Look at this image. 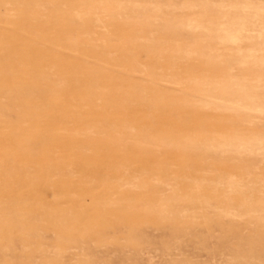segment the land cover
<instances>
[{"label": "rangeland", "instance_id": "1", "mask_svg": "<svg viewBox=\"0 0 264 264\" xmlns=\"http://www.w3.org/2000/svg\"><path fill=\"white\" fill-rule=\"evenodd\" d=\"M262 4L0 0V264H264Z\"/></svg>", "mask_w": 264, "mask_h": 264}, {"label": "bare ground", "instance_id": "2", "mask_svg": "<svg viewBox=\"0 0 264 264\" xmlns=\"http://www.w3.org/2000/svg\"><path fill=\"white\" fill-rule=\"evenodd\" d=\"M200 1V0H199ZM238 1V0H237ZM221 2V1H220ZM221 4H222V2H221ZM223 4H225V3H223ZM249 4V3H248ZM254 4V3H253ZM260 6H261V3L259 4ZM214 6V5H213ZM217 6V5H216ZM248 6V5H247ZM252 7H254L253 5H251ZM262 6H263V4H262ZM232 7V6H231ZM243 7H244V5H243ZM249 9H250V4H249ZM256 7V6H255ZM264 7V6H263ZM242 8V7H241ZM146 9V8H145ZM238 9V8H237ZM245 9V8H244ZM244 9H241L242 10V13H243V10ZM248 8H246V10H248V12L249 11H252L251 9L249 10ZM252 9H254V10H256L255 8H252ZM191 10H193V9H191ZM233 10V9H232ZM239 10V9H238ZM238 10H236V11H238ZM263 10V11H262ZM262 12H264V9L262 8ZM141 12V11H140ZM160 12V11H159ZM244 12H245V10H244ZM247 12V13H248ZM252 12H254V11H252ZM239 13H241V12H239ZM259 13H261V12H259ZM258 13V14H259ZM246 14V13H245ZM244 14V15H245ZM263 14V13H262ZM241 15H243V14H241ZM245 16H249V15H245ZM251 16H252V14H251ZM251 16H249V17H251ZM263 16H264V14H263ZM253 17H255V16H253ZM240 18V17H239ZM239 18L237 19V20H239ZM247 18V17H246ZM257 18V17H256ZM189 19V18H188ZM248 19V18H247ZM258 19V18H257ZM241 20V19H240ZM244 20V19H243ZM187 21V20H186ZM253 21H255V19H253ZM258 21H259V19H258ZM190 22H192V20L190 21ZM194 22V21H193ZM192 22V23H193ZM221 22V21H220ZM244 22V21H243ZM256 23H257V21H255ZM192 23H191V25H192ZM245 23V22H244ZM244 23L242 24V25H244ZM259 23V22H258ZM99 24V23H98ZM187 24V23H186ZM234 24H236V23H234ZM233 24V25H234ZM248 24V23H247ZM194 25V24H193ZM256 25V24H255ZM262 25V24H261ZM187 27H188V25H186ZM185 26V27H186ZM231 27V26H230ZM242 27V26H241ZM201 28V27H200ZM207 28V27H206ZM235 28H237V26L235 27ZM240 28V27H239ZM232 29H233V27H232ZM246 28L244 27V30H245ZM262 29H264L263 27H262ZM197 30V29H196ZM206 30V29H205ZM242 31V30H241ZM263 32H264V30H262ZM209 31H207V33H208ZM225 32V31H224ZM196 33V32H195ZM211 33V32H210ZM262 33V32H261ZM264 35V34H263ZM262 36V35H261ZM153 37V36H152ZM264 37V36H263ZM240 38H241V32H240V30L238 31V28H237V30L235 31V29H234V31H232V32H226V35H225V39H228L229 41H231V42H233L234 44L236 43L237 44V42L239 43L241 40H240ZM143 40V39H142ZM150 41V40H149ZM153 41H155V40H153ZM152 41V42H153ZM228 41V42H229ZM147 42V41H146ZM225 42H227V40L225 41ZM227 42V43H228ZM263 42V41H262ZM230 45L232 44V43H229ZM235 44V45H236ZM194 45V44H193ZM185 46H187V45H185ZM234 46V45H233ZM237 46V45H236ZM222 47V46H221ZM238 47V46H237ZM204 48V47H203ZM192 49V48H191ZM206 49V48H205ZM209 49H211V48H209ZM144 50V49H143ZM255 50V49H254ZM215 51V50H214ZM261 51V50H260ZM191 52V51H190ZM239 52V51H238ZM241 52V51H240ZM255 52H256V50H255ZM192 53V52H191ZM212 53H213V51H212ZM251 52L248 50V54H250ZM262 53V52H261ZM193 54V53H192ZM191 54V55H192ZM195 54V53H194ZM252 54H254V52L252 53ZM264 54V53H263ZM197 55V54H196ZM244 55V54H243ZM247 55V54H246ZM115 56V55H114ZM188 56V55H187ZM186 56V57H187ZM203 56V55H202ZM239 56V55H238ZM257 58V57H256ZM263 58V57H262ZM220 60V59H219ZM248 60V59H247ZM259 60V59H258ZM141 66V64H138V66ZM244 66V65H243ZM146 67V66H145ZM147 68V67H146ZM150 68V67H149ZM144 69V68H143ZM230 75V74H229ZM207 81V80H206ZM171 82V81H170ZM209 84V83H208ZM174 85V84H173ZM181 85V84H180ZM215 85V84H214ZM251 98H253V97H251ZM249 99V100H245L246 101V104L248 105V104H252L251 103V101H254L253 99ZM242 103V102H241ZM244 104V103H243ZM254 104V103H253ZM246 105V106H247ZM255 105V104H254ZM249 106H251V105H249ZM256 106V105H255ZM257 107V106H256ZM261 107V109L263 108L264 109V105L263 106H259L258 105V107L257 108H260ZM247 109H248V107H247ZM252 109V107L249 109V110H251ZM254 109V108H253ZM258 148H259V146H258ZM235 149V148H234Z\"/></svg>", "mask_w": 264, "mask_h": 264}]
</instances>
